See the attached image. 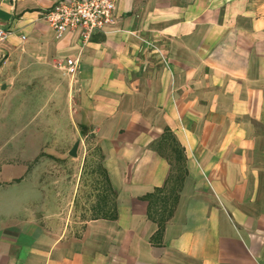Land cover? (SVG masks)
<instances>
[{
  "label": "crops",
  "instance_id": "obj_1",
  "mask_svg": "<svg viewBox=\"0 0 264 264\" xmlns=\"http://www.w3.org/2000/svg\"><path fill=\"white\" fill-rule=\"evenodd\" d=\"M58 1L0 0V264H264V0H117L85 44ZM40 97L29 124L95 143L67 197L39 165L65 149L18 125Z\"/></svg>",
  "mask_w": 264,
  "mask_h": 264
},
{
  "label": "rangeland",
  "instance_id": "obj_2",
  "mask_svg": "<svg viewBox=\"0 0 264 264\" xmlns=\"http://www.w3.org/2000/svg\"><path fill=\"white\" fill-rule=\"evenodd\" d=\"M70 77V76H69ZM72 79H74L75 77H70ZM44 99H42L41 97L39 98V100L37 101V105H33V108H28V102L29 100H22V102H24V106L22 105V121L20 122V124H18L23 130H29L31 129L32 131H35L37 133L41 132L42 134H45V138L49 136L48 139V145L52 146L54 148H58L59 150H62L63 148L65 149V153L63 155V157L60 156H55V159H51L50 161L47 162V165H42L40 164L41 161L39 162V165L42 166V168H47L49 170L52 171V174L50 177H52V183H50V185L47 186V188H42V192L44 193V195H57L58 198L61 197L62 194L65 195V197H67L68 195H71L72 193V188L71 187H66L65 185H63L62 180L65 179L67 176L69 178L72 179H76L77 175H78V168L82 158V154L85 153V147H91L94 148V142L90 139H88V144L87 142H85L84 147H82V149H80V158L79 159H73L71 158L72 156H70V151L72 150V148L75 145V139L73 138H63L62 135L64 134L65 130V126L68 125L70 131H74L75 130V125L72 121L68 123L66 122H53V123H49V122H41L40 120L38 121H34L33 123L29 124L27 122V113L25 112L26 109H29L31 113L32 110L33 111H39V107L38 104L41 102H43ZM5 102V100H4ZM7 103V100H6ZM43 104V103H42ZM36 107V108H35ZM5 112L4 114H0V124H1V132H5V136H10L12 133V124L10 123L11 117H12V113L9 111H7V107H5ZM58 110L60 111V108H58ZM59 111H57V113L59 114ZM43 112H45V109L43 110ZM43 112L41 114H43ZM34 113V112H33ZM40 118V117H38ZM26 127V129H25ZM35 128V129H34ZM50 134V135H49ZM52 136V137H51ZM46 139V140H47ZM45 140V139H44ZM12 142L11 139L9 138H0V146H8L10 143ZM68 150V151H67ZM75 152V151H74ZM91 155L88 157V162H91L93 160V162L97 161V155L93 154V151L91 150ZM86 163V164H87ZM46 173V172H45ZM44 172L41 173L42 175L45 174ZM49 175V174H47ZM49 178V177H48ZM91 176H89L87 173H84L82 175V182L85 180H90L91 181ZM65 181V180H64ZM42 193V194H43ZM66 206V204H65Z\"/></svg>",
  "mask_w": 264,
  "mask_h": 264
},
{
  "label": "built area",
  "instance_id": "obj_3",
  "mask_svg": "<svg viewBox=\"0 0 264 264\" xmlns=\"http://www.w3.org/2000/svg\"><path fill=\"white\" fill-rule=\"evenodd\" d=\"M117 0H59L52 8L44 12V18L54 29L57 37L68 31H79L82 43L90 40L96 31H105L114 21ZM7 36L0 29V39ZM60 70L71 77L78 73V60L66 58L57 63Z\"/></svg>",
  "mask_w": 264,
  "mask_h": 264
},
{
  "label": "water",
  "instance_id": "obj_4",
  "mask_svg": "<svg viewBox=\"0 0 264 264\" xmlns=\"http://www.w3.org/2000/svg\"><path fill=\"white\" fill-rule=\"evenodd\" d=\"M77 146H78V143H76V144L74 145V147H73V153H75L74 151L76 150Z\"/></svg>",
  "mask_w": 264,
  "mask_h": 264
}]
</instances>
